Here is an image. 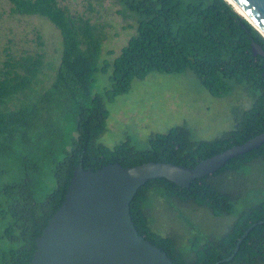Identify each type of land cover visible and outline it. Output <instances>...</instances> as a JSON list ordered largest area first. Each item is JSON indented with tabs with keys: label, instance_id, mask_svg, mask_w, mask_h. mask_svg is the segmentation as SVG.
<instances>
[{
	"label": "trees",
	"instance_id": "obj_1",
	"mask_svg": "<svg viewBox=\"0 0 264 264\" xmlns=\"http://www.w3.org/2000/svg\"><path fill=\"white\" fill-rule=\"evenodd\" d=\"M12 13L48 20L60 33L53 80L43 54L10 57L0 68V264H31L40 238L60 209L82 162L97 171L109 164L146 162L187 168L264 133V37L228 0H117L118 13L135 30L113 61L98 62L106 35L90 18L59 0H9ZM110 55L113 51H108ZM98 72L110 85L94 94ZM189 74L211 95L239 90L248 108L233 106V126L211 140H197L187 125L151 134L144 147L127 138L114 147L99 139L108 130L107 102L128 93L151 73ZM41 85V88H40ZM165 212L175 225L160 222ZM224 220L211 227L195 216ZM138 234L166 252L173 264H264V143L229 160L189 188L167 179L141 186L130 203Z\"/></svg>",
	"mask_w": 264,
	"mask_h": 264
},
{
	"label": "rangeland",
	"instance_id": "obj_2",
	"mask_svg": "<svg viewBox=\"0 0 264 264\" xmlns=\"http://www.w3.org/2000/svg\"><path fill=\"white\" fill-rule=\"evenodd\" d=\"M59 2L73 14L90 18L104 29L107 39L99 67L105 60L113 61L135 34V30L128 28L131 21H124L118 13L121 6L117 0ZM61 48L60 33L48 20L14 14L10 1L0 0V68L10 57L43 54L48 69L41 77L45 86L55 76ZM108 51H113V54L110 55ZM109 85V72H98L92 83V92L103 93ZM249 105V100L239 90L218 98L211 95L192 75L154 72L144 80H135L128 93L107 102L110 113L108 130L99 142L114 147L131 138L136 146L144 147L151 134L166 133L177 125H187L197 140H211L232 128L233 106L248 108ZM161 213L160 222L164 230L173 227L175 222L167 213ZM195 218L211 227L225 223L205 212H200Z\"/></svg>",
	"mask_w": 264,
	"mask_h": 264
},
{
	"label": "water",
	"instance_id": "obj_3",
	"mask_svg": "<svg viewBox=\"0 0 264 264\" xmlns=\"http://www.w3.org/2000/svg\"><path fill=\"white\" fill-rule=\"evenodd\" d=\"M228 2L264 37V0ZM251 48L254 56L264 59L260 44L252 40ZM263 143L264 133L207 158L194 168L146 162L131 168L109 164L91 171L85 170L81 162L64 202L36 241L37 250L31 264H173L166 252L140 236L135 228L130 203L137 190L154 179H167L179 187L189 188L192 181L212 175L232 158ZM256 225L238 240L230 257L216 264L230 262Z\"/></svg>",
	"mask_w": 264,
	"mask_h": 264
}]
</instances>
